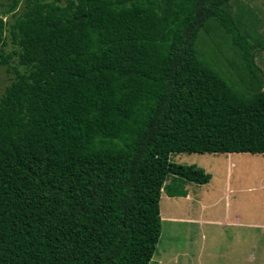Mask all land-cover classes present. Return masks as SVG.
Wrapping results in <instances>:
<instances>
[{
	"label": "trees",
	"instance_id": "trees-1",
	"mask_svg": "<svg viewBox=\"0 0 264 264\" xmlns=\"http://www.w3.org/2000/svg\"><path fill=\"white\" fill-rule=\"evenodd\" d=\"M230 1L12 0L0 11V66L16 56L22 68L0 98V264H149L162 193L211 179L171 155L264 154V91L242 95L196 50L215 22L262 83L264 46Z\"/></svg>",
	"mask_w": 264,
	"mask_h": 264
},
{
	"label": "rangeland",
	"instance_id": "rangeland-1",
	"mask_svg": "<svg viewBox=\"0 0 264 264\" xmlns=\"http://www.w3.org/2000/svg\"><path fill=\"white\" fill-rule=\"evenodd\" d=\"M66 2L67 0H61L62 5H65ZM11 3L12 0H0V11L7 10ZM225 9L238 24L240 30L249 35L248 39L251 44L264 46V0H232ZM23 10L24 6L21 2L10 13L3 16V20L7 22L6 28L14 22V16L20 15ZM5 35L7 37L5 52L10 54L15 46L10 40L8 30H6ZM196 50L200 57L220 72L229 84L242 95L251 96L264 91V49L255 51V63L261 70L260 79L262 83L257 82L248 73L241 52L231 43L229 36L224 33L219 24L210 23L207 28L200 31L196 41ZM16 72H22L16 56L10 59L8 66H0V98L4 89L15 80ZM233 155L243 156V154ZM226 156L224 154L185 153L171 155V162L195 165L204 169L212 177L211 181L205 185L190 182L181 183L182 188L187 185L189 194L195 193V201L189 202L186 199V201L181 200L179 203L176 199L179 205L173 201L174 207H178L181 212H187L184 213L185 215L196 217L200 202H202L201 195L203 203L206 204H211L214 200L219 198L221 200L222 198V201L215 204L218 205L217 207L209 206L207 214L211 219H219V215H224L225 212L221 218L224 219V224L227 226L225 208L229 206L231 213L228 219L235 223L232 224L235 229L230 228V230L244 236L248 235L246 233L249 232L250 259L244 264H264V155L246 154L245 163L233 164L232 166L230 164L232 160L236 161L235 159L239 157L230 158ZM170 183L171 178H168L166 184ZM163 194L168 198L165 192ZM161 202L162 199L159 208L160 217L164 216L161 223V235L149 264H218L210 257L212 251L210 232L214 228V224L201 225L204 238L199 240L198 230L201 231L199 226L192 224L185 228L179 224L186 223L183 221L184 218L167 215L171 211H168L166 203ZM172 218L178 223H170L171 221L167 220ZM220 245L222 243H218L217 249ZM222 252L223 249L220 246V253ZM224 260L228 259L220 258V264H228V261Z\"/></svg>",
	"mask_w": 264,
	"mask_h": 264
},
{
	"label": "crops",
	"instance_id": "crops-1",
	"mask_svg": "<svg viewBox=\"0 0 264 264\" xmlns=\"http://www.w3.org/2000/svg\"><path fill=\"white\" fill-rule=\"evenodd\" d=\"M233 154H243V156H234ZM248 155V153H230V154H224L227 155L226 157H239L238 159H235L236 161L232 160L231 166L233 164L239 165L240 163H245L246 162V157L245 155ZM212 155V154H211ZM213 155H217V154H213ZM252 155V154H250ZM258 155H264V154H258ZM238 161V162H237ZM212 178V177H211ZM211 181V179H210ZM209 181V182H210ZM208 182V183H209ZM207 183V184H208ZM194 184V183H193ZM205 185V184H204ZM184 192H186V198H184V195H181L180 197H166L163 193L161 196L162 202L161 203H166V206L168 208V211H171V213H167V215L169 216H173V217H179V218H184V222L186 223H179L181 225H183L185 228L188 225H195L197 224L199 226L198 233L200 234L199 236V240H203V227L201 225H212L214 224V228H212L211 232H210V245H211V253H210V257L212 258V260H215L218 262V264H220L221 261H219L220 258L224 259H228V260H224V261H228V264H244L245 261L249 262L250 259V254H249V245H250V236L249 232H247L246 234L248 235H242L234 230H230V228H233L234 226H232V223L230 222V220L228 218H230V208L229 206L225 208L226 211V216H227V226H225L224 224V219L221 218V216L223 217L225 215H219V219H211L209 217V214H207V210H209V206L211 205L212 208L213 207H217L218 205H215L217 203H219V201H222V198L220 200V198L218 200H214L211 204L208 203H203V197L201 195V201L200 202V207H199V212L197 213L196 217H191L190 215H185L184 213L187 212H181L180 209H178V207H174L175 205L173 204V201L175 203L176 199H178L179 203L181 200H185L188 199L189 202H193L195 201V193L191 192L190 194L188 193L189 190L187 188V185L185 187H183ZM229 201V199H228ZM169 202H171V204H169ZM179 203H177L179 205ZM215 205V206H214ZM227 205H229V203L227 202ZM173 207V208H171ZM163 211V210H162ZM179 214V215H178ZM189 214V213H188ZM177 215V216H176ZM164 216L162 215L161 217V221H163ZM187 218V219H185ZM166 219V218H165ZM169 221H171L170 223H178L176 222V220L174 218L172 219H167ZM201 226V228H200ZM245 234V233H244ZM221 237V238H220ZM220 238V239H218ZM221 240V241H219ZM226 242H225V241ZM218 243H222L221 248L223 249V252L220 253V246L217 249ZM226 246V248H225ZM152 260V259H151ZM223 262V261H222ZM199 264V263H198Z\"/></svg>",
	"mask_w": 264,
	"mask_h": 264
}]
</instances>
